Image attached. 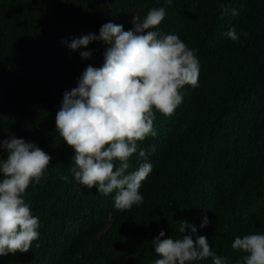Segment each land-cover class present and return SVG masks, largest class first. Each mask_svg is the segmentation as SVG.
Segmentation results:
<instances>
[{
	"label": "trees",
	"instance_id": "obj_1",
	"mask_svg": "<svg viewBox=\"0 0 264 264\" xmlns=\"http://www.w3.org/2000/svg\"><path fill=\"white\" fill-rule=\"evenodd\" d=\"M222 4L238 14L221 15ZM162 5L155 27L195 50L198 81L182 86L172 114L155 111L156 135L138 141L152 165L138 189L142 202L120 210L113 194L72 178L73 150L55 128L62 93L87 64H102L105 45L70 50L62 40L98 34L109 20L127 30L134 14ZM232 27L236 40L225 35ZM81 50L92 55L82 58ZM9 136L35 142L51 158L24 194L39 236L0 264H150L157 258L151 239L161 228L165 237L180 236V220L234 264L242 254L231 248L233 237L264 233V0H0V140ZM143 159L133 154L129 170Z\"/></svg>",
	"mask_w": 264,
	"mask_h": 264
},
{
	"label": "clouds",
	"instance_id": "obj_2",
	"mask_svg": "<svg viewBox=\"0 0 264 264\" xmlns=\"http://www.w3.org/2000/svg\"><path fill=\"white\" fill-rule=\"evenodd\" d=\"M172 0H164L170 5ZM237 15L239 9L221 5V15ZM166 14L165 6L149 8L143 18L133 15L127 30L111 20L100 25L98 34L87 33L62 43L70 50L81 49L93 41L105 45L100 66L87 64L76 85L62 93L55 114V128L73 154L69 172L81 186L107 196L120 210L142 202L138 191L152 169L147 151L140 147L148 136H155V111L170 115L182 102L180 89L196 86L199 60L175 33L159 34ZM225 35L238 38L234 27ZM89 58L91 50H81ZM153 150H154V146ZM0 256L25 252L39 236V218L33 215L25 192L39 183L48 168L50 154L35 142L9 136L0 140ZM144 158L130 169V158ZM61 179L67 177L61 175ZM208 223L205 215L200 227ZM178 237L167 236L161 228L151 239L157 258L150 264H194L211 258V264L229 260L209 245L197 227L180 220ZM231 248L242 254L234 264H264V233L236 235Z\"/></svg>",
	"mask_w": 264,
	"mask_h": 264
}]
</instances>
